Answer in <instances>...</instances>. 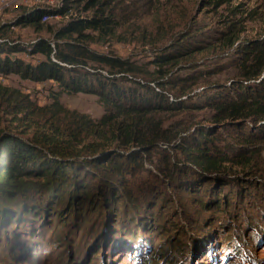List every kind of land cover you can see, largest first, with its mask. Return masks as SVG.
Listing matches in <instances>:
<instances>
[{
  "label": "rangeland",
  "instance_id": "1",
  "mask_svg": "<svg viewBox=\"0 0 264 264\" xmlns=\"http://www.w3.org/2000/svg\"><path fill=\"white\" fill-rule=\"evenodd\" d=\"M105 1L106 15L112 14L113 32H89L93 37L90 47L95 52L127 59L143 70L153 71L154 67L148 65L149 62L161 51L178 44L184 34L199 36L202 42H207H196L201 51L182 60L168 75H185L196 69L224 66L221 72L208 77L207 83L194 88L190 96L178 98L190 104L210 95H226L230 79L238 78L230 64L238 55L236 48L241 49L246 42H264V0ZM54 2L57 4L27 6L23 0H15V7L0 14V39L7 44L19 43L26 47L39 39L54 41L53 32L72 17L92 15V12H83L82 7L74 6L66 16L53 15L43 20L44 30L41 32L28 26H12L7 31L1 29L30 9L44 7L56 10L62 6L63 0ZM231 23L244 28V32L236 45L229 48L219 43L218 31L226 30ZM11 59L30 65L45 60L41 55L26 53L13 54ZM89 66L93 70L109 72L108 67L93 62ZM136 77L145 82L153 81L146 74ZM0 85L20 93L24 104L29 106L27 112L16 113L12 108L13 102H7V97L0 95V131L24 139H30L35 133H48L50 125L66 128L73 112L97 121L107 110L100 95L70 93L53 81L35 82L10 73L0 74ZM120 85L136 89L135 85L124 81ZM150 85L157 92H164L170 101H175L169 93L172 91L170 88L163 91L155 83ZM136 90L139 94L143 91L140 88ZM55 96L59 97L64 113L58 120L52 118ZM148 97L151 96L148 94ZM41 108L42 111L39 110ZM210 114V110L191 109L155 114L170 138V141H160L158 146L167 151L165 156L170 167H175V177L154 167L155 163L159 168L163 167L164 159L160 162L153 154L151 157L142 156L144 165L140 168L138 162L128 163L126 159L136 146L122 147L112 142L105 145L104 142L105 152L117 153L123 156H118L122 162L128 163L127 170L118 178L109 170L110 166L115 167L105 165L113 174L108 173L111 178L108 186L115 193V198L108 193L105 196L104 191L101 193V183L97 178L91 183L94 206L90 208V201H87L83 203L81 212L69 211L64 205L66 199L58 204L55 198L50 199L44 194L47 199L44 205L50 210L43 222L37 226H33V222H23L18 229H7L9 235L0 236V264H142L143 257L150 261L153 258L152 262L156 261L153 264H175L179 261V264H264V143H244L250 127L254 128L253 134H258L259 124L236 127L230 121L228 130L217 126L219 134L213 141L219 150L220 160L227 157L233 166L239 160L255 158L254 170L238 171L233 166L230 169L234 171L230 173H206L184 166L179 160L183 152L175 146L198 139L200 130L211 131L214 125L209 122ZM110 130L111 127L107 128L106 133ZM107 137L111 139L110 135ZM85 142L98 143L89 136ZM244 145L249 146L248 151H243ZM234 151L238 154L235 155ZM96 155L102 156L103 152ZM96 155L85 157L92 160ZM98 173L101 175L99 170H93L99 178ZM209 194H212L211 201L203 207ZM223 200H226L224 205L217 207ZM178 245L179 253L174 254Z\"/></svg>",
  "mask_w": 264,
  "mask_h": 264
},
{
  "label": "trees",
  "instance_id": "2",
  "mask_svg": "<svg viewBox=\"0 0 264 264\" xmlns=\"http://www.w3.org/2000/svg\"><path fill=\"white\" fill-rule=\"evenodd\" d=\"M74 6L82 7L83 12H92V15L72 17L64 26L53 32L54 41L39 39L27 47L19 43L7 44L6 41L0 43V74L17 73L23 79L35 82H56L70 93L100 95L107 105V110L97 121L87 115L73 112L71 122L66 128L50 125L48 133L42 132L41 135L35 133L30 139L0 131V236L9 235L7 229H18L23 222H33V226L43 222L50 210L44 205L47 200L44 198L45 195L50 199L55 198L58 204L66 199L64 205L69 211L81 212L83 203L86 204L87 201H90L89 207H93L95 199L92 197L91 183H94L96 178L101 183V193L104 191L105 196L108 193L115 198V193L108 186L110 184L108 180H111L108 173H111L105 168L107 164L115 167L110 166L109 170L115 173L111 175L118 178L127 170L125 167L128 163L138 162V167L142 168L144 165L141 161L142 156L151 157L153 154L157 161L161 162V159H164L166 165L159 168V164L155 163L154 167L163 174L175 177V167H170V161L165 156L167 151L158 146L160 141H170V138L167 131L162 128V122L156 120L155 114L182 112L188 109L211 111L209 122L214 125L211 131L200 130L197 132L198 139L175 146L182 149L183 155L179 160L184 166L200 169L206 173L221 171L230 173L234 171L230 169L233 166H236L238 171L254 170L255 158L239 160L233 166L230 164L232 161L227 157L220 160V154H217L219 150L214 146L213 141L219 134L217 126H224L223 128L228 130L232 121L236 127L259 124L260 127L256 129L258 134H253L254 128L250 127L248 138L244 143L249 145L264 143L262 130L264 79L261 80L264 77L263 41L246 42L241 49L236 48L238 55L230 61V64L234 66L233 74L238 78L230 79L226 88L229 92L226 95L223 97L210 95L190 104L187 100L178 98L189 95L194 88L207 83L208 77L215 72H221L224 67L196 69L185 75L172 73L168 77L170 70L177 67L182 60L201 51V46L196 42H207H202L199 36L191 37L185 34L181 36L182 39L180 38L178 44L161 51L149 62L148 65L153 66L154 70L147 71L127 59L100 54L91 49L90 43L93 37L89 32L104 34L113 32L114 22L112 14L106 15L105 0H63L62 6L56 10L36 7L21 13L13 23L4 24L1 29L7 31L12 26H28L41 32L44 30L42 24L44 17L66 16ZM243 32L244 28L231 23L226 30L218 31L219 43H223L224 47L232 48ZM188 38L198 39L190 41ZM16 53L41 55L45 60L37 65L25 64L11 59V55ZM90 62L108 67L109 72L91 69ZM143 74L152 77L153 81L145 82L136 77ZM122 81L135 85L136 89H142V93L139 94L136 89L121 87ZM150 83H155L163 91L165 88H170L172 91L169 93L175 97V101H170L164 92H157ZM148 94L151 97H148ZM0 95L7 97V102H13L12 108L16 113L29 110L20 93L0 85ZM52 109L53 119L58 120L59 116L64 114L58 96H55ZM39 110L42 111V108ZM109 127L111 130L106 133ZM107 135H110L111 139H108ZM87 136L95 138L98 143L85 142ZM104 142L105 145H108L106 142H112L122 147L136 146V149L127 155L128 163L122 162L119 158L123 156L104 151ZM244 146L243 151H248L249 146ZM99 152H103V155H96ZM234 153L237 155L238 151ZM84 154L97 157L91 160ZM92 168L100 171L99 178L93 174ZM211 198L212 194H209L208 200L203 202V207H207ZM225 201L221 203L218 201L217 207H220V204L224 205ZM226 205L228 207V202ZM179 248L178 245L174 254L179 253ZM152 260L153 258L150 261L143 257L141 263L156 262Z\"/></svg>",
  "mask_w": 264,
  "mask_h": 264
},
{
  "label": "bare ground",
  "instance_id": "3",
  "mask_svg": "<svg viewBox=\"0 0 264 264\" xmlns=\"http://www.w3.org/2000/svg\"><path fill=\"white\" fill-rule=\"evenodd\" d=\"M51 2H53V0H30V5H29L28 2H25V1H24V4L27 5V6H32L34 4L51 3ZM6 9H8V8H0V14H2V12H4ZM47 18L48 17H44L43 20H45ZM3 42H5V40L4 39H0V43H3ZM87 69H89V68H87Z\"/></svg>",
  "mask_w": 264,
  "mask_h": 264
},
{
  "label": "built area",
  "instance_id": "4",
  "mask_svg": "<svg viewBox=\"0 0 264 264\" xmlns=\"http://www.w3.org/2000/svg\"><path fill=\"white\" fill-rule=\"evenodd\" d=\"M24 1L28 2L29 5H30V0H24ZM14 2H15V0H0V8H13V7H15V3ZM55 3L56 2H54V0H53V4H55ZM53 60H55V59L53 58Z\"/></svg>",
  "mask_w": 264,
  "mask_h": 264
}]
</instances>
